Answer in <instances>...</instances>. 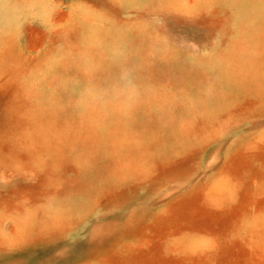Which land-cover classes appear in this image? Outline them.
I'll return each mask as SVG.
<instances>
[{
  "label": "rangeland",
  "instance_id": "1",
  "mask_svg": "<svg viewBox=\"0 0 264 264\" xmlns=\"http://www.w3.org/2000/svg\"><path fill=\"white\" fill-rule=\"evenodd\" d=\"M0 264H264V0H0Z\"/></svg>",
  "mask_w": 264,
  "mask_h": 264
}]
</instances>
